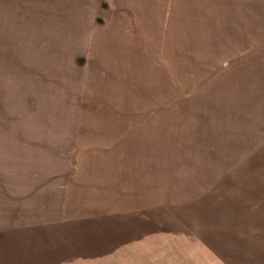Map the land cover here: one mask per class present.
I'll list each match as a JSON object with an SVG mask.
<instances>
[{"label": "rangeland", "instance_id": "obj_1", "mask_svg": "<svg viewBox=\"0 0 264 264\" xmlns=\"http://www.w3.org/2000/svg\"><path fill=\"white\" fill-rule=\"evenodd\" d=\"M102 2L33 26L0 0V178L56 180L11 211L2 185L0 264H264V0Z\"/></svg>", "mask_w": 264, "mask_h": 264}, {"label": "crops", "instance_id": "obj_2", "mask_svg": "<svg viewBox=\"0 0 264 264\" xmlns=\"http://www.w3.org/2000/svg\"><path fill=\"white\" fill-rule=\"evenodd\" d=\"M4 1V0H2ZM9 7L13 8H24L27 10V6L32 11H27L30 16V24L33 26H108L109 22L112 18L105 17V9L102 0H5ZM4 2H2V8L4 7ZM12 12V11H11ZM13 13V12H12ZM12 13H8V17L10 15V19L13 20ZM39 16V17H36ZM240 17V13H238ZM237 17V20H239ZM17 21V19H16ZM222 27V26H220ZM242 25L240 24H230L229 26H223L222 28L225 30H229L230 32H237L242 29ZM47 123V122H45ZM48 126V125H47ZM29 144L31 149L33 146L30 144V141H25ZM25 144V143H24ZM29 146H25V151H17L22 158L29 156ZM33 151V150H32ZM61 151V149H59ZM72 151V150H71ZM128 152V151H126ZM16 153V154H17ZM34 153V151H33ZM41 151L38 149V157H34L33 154L30 158L38 159V158H51V155L48 157L40 156ZM43 153V152H42ZM43 155V154H42ZM72 153L69 155V160L71 158ZM71 162V161H70ZM30 164V165H29ZM27 163V165L23 164V162L19 163L18 166L10 167L9 174L6 175V179L1 177L0 179V189L2 185H10V191L12 192L13 197H9V205L8 211L11 209L20 210L23 207L29 206H41L45 207L48 206L44 200H39L40 197L43 195H49V188L47 187L48 184L55 183L56 180L53 177H50L47 172H45L44 167H38L35 163ZM8 167H4L5 171H8ZM42 168V169H41ZM74 172V171H73ZM72 172V173H73ZM5 173V172H4ZM75 175V174H73ZM40 176V177H39ZM72 179V175H69L67 178L66 185L64 186V190L68 191L69 187L68 184L71 185L74 183L75 179ZM5 182H4V181ZM60 191H63V187H60ZM67 196H65V199ZM36 200L38 202H36ZM65 206L63 203H58L59 207ZM10 207V208H9Z\"/></svg>", "mask_w": 264, "mask_h": 264}]
</instances>
